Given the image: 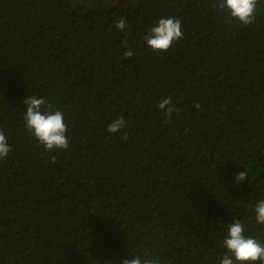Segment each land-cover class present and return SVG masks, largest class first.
I'll return each instance as SVG.
<instances>
[{
    "label": "trees",
    "instance_id": "1",
    "mask_svg": "<svg viewBox=\"0 0 264 264\" xmlns=\"http://www.w3.org/2000/svg\"><path fill=\"white\" fill-rule=\"evenodd\" d=\"M214 2L0 0V264H219L235 220L264 245V0L249 26ZM162 17L182 24L167 52L143 39ZM31 95L64 112L67 150L27 130Z\"/></svg>",
    "mask_w": 264,
    "mask_h": 264
},
{
    "label": "clouds",
    "instance_id": "2",
    "mask_svg": "<svg viewBox=\"0 0 264 264\" xmlns=\"http://www.w3.org/2000/svg\"><path fill=\"white\" fill-rule=\"evenodd\" d=\"M260 0H215L212 7L222 14H228L234 20L244 26L256 23L257 7ZM116 28L124 31L127 28L126 21L121 19L116 23ZM183 38L181 20L176 17L160 18L155 26L150 27L148 34L143 37L149 48L154 51L167 52L173 42ZM124 56L130 58L134 55L128 48V41L124 40ZM26 111L24 120L27 130L43 146L44 151L54 152L56 150H67L69 140L67 132L68 126L64 122V112L62 110H51V105L47 98H38L36 95L28 96L24 100ZM47 107V110L45 108ZM163 116L170 120L173 113L179 114V109L172 102L171 97L163 98L158 104ZM199 109V103L194 104ZM127 121L121 115L113 119L107 126L110 134H119L123 131L122 139L127 140V132L124 131ZM12 151L8 139L3 130H0V160L6 159ZM55 163V157L52 158ZM246 172H240L235 180L242 183L247 180ZM255 219L258 225L264 226V200L258 201L255 205ZM223 247L227 250L219 264H264V245H261L254 237L245 235V226L235 220L227 225V236L223 240ZM122 264H162L159 256H152L145 253L143 257L135 256L130 259H123Z\"/></svg>",
    "mask_w": 264,
    "mask_h": 264
}]
</instances>
